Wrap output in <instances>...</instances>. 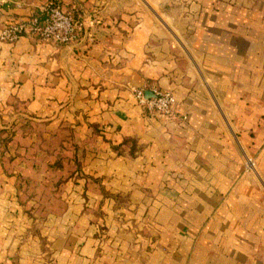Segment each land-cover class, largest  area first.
Returning <instances> with one entry per match:
<instances>
[{
    "label": "crops",
    "instance_id": "obj_1",
    "mask_svg": "<svg viewBox=\"0 0 264 264\" xmlns=\"http://www.w3.org/2000/svg\"><path fill=\"white\" fill-rule=\"evenodd\" d=\"M3 1L0 34L52 0ZM57 1L75 43L0 40V128H32L0 147V264H264V0ZM152 86L180 116L144 115L133 90ZM37 122L73 125L85 155L35 159ZM78 169L35 210V188Z\"/></svg>",
    "mask_w": 264,
    "mask_h": 264
},
{
    "label": "rangeland",
    "instance_id": "obj_2",
    "mask_svg": "<svg viewBox=\"0 0 264 264\" xmlns=\"http://www.w3.org/2000/svg\"><path fill=\"white\" fill-rule=\"evenodd\" d=\"M144 115L148 119H154L156 116H152L145 112L143 110ZM21 120L24 122L22 124L20 123H15V122H10L9 124L4 125V128H0V147L6 151L8 147L11 145V142L14 139L15 133L17 130H31V122L29 119H26L22 116ZM38 123V122H37ZM39 125L36 127V132L38 138L34 140L36 150L38 154L35 155V159H41L43 154H47L46 157L48 160H51V158H56L57 163L52 166L54 169H60L62 167L61 161H68V163L72 164V161L74 157L76 156L77 159H81L85 155V145L81 147L78 144L75 143L74 140V132L75 128L69 126H64V125H55L54 128L55 130H52L50 133V136H43L45 129H44V124L42 122L38 123ZM233 145L237 146V151L239 152V155L241 157V163L244 169V172L248 175H251L255 178L256 182L259 183L260 187L262 186L260 184L261 176L258 175L259 170L257 169V161L254 156H252L249 151L247 146L243 145L242 140H239L237 138H231ZM77 147H79V151H77ZM84 151V152H83ZM253 157V158H252ZM252 160L254 162V168L248 169L247 168V162L248 160ZM73 165V164H72ZM74 166V165H73ZM71 166V168H73ZM71 171L68 170L67 173H65L64 170H62V174L59 176H54L49 178L50 180L55 181V184L49 188L43 189L42 187L35 188V191L32 193V195L37 196L34 200V206L35 210H43V207H49L50 206H56L58 205L57 196L59 193L61 194H69L68 188L64 189L62 186L63 183L69 181L71 183L75 184H80L81 179H83V175H81V172L79 171ZM55 172H61V171H55ZM36 173V178L40 177H45L42 175L41 171L36 168L35 169ZM67 174V177H66ZM83 174V172H82ZM22 178V176H20ZM25 180V178H22ZM26 189L33 190V187L27 186L25 187ZM51 195V198L48 199V195ZM47 196V197H46ZM39 197V198H38Z\"/></svg>",
    "mask_w": 264,
    "mask_h": 264
},
{
    "label": "built area",
    "instance_id": "obj_3",
    "mask_svg": "<svg viewBox=\"0 0 264 264\" xmlns=\"http://www.w3.org/2000/svg\"><path fill=\"white\" fill-rule=\"evenodd\" d=\"M0 0V5L3 3ZM41 16L26 21L11 24L0 34L4 42H16L23 34L29 32L43 42L59 46L75 43L82 32V23L74 17V13L65 12L57 0H52L42 8ZM134 97L141 108L152 116L165 115L171 118L180 116L175 110L176 99L171 92L160 90L154 86L149 88H135ZM148 94L151 96L148 97ZM186 120V117H181ZM254 162L248 160L247 168H254Z\"/></svg>",
    "mask_w": 264,
    "mask_h": 264
},
{
    "label": "water",
    "instance_id": "obj_4",
    "mask_svg": "<svg viewBox=\"0 0 264 264\" xmlns=\"http://www.w3.org/2000/svg\"><path fill=\"white\" fill-rule=\"evenodd\" d=\"M151 95L150 94H148V97H150Z\"/></svg>",
    "mask_w": 264,
    "mask_h": 264
}]
</instances>
